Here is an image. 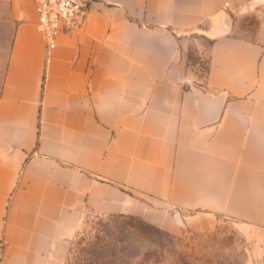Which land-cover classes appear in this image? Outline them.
Segmentation results:
<instances>
[{"label":"crops","instance_id":"crops-1","mask_svg":"<svg viewBox=\"0 0 264 264\" xmlns=\"http://www.w3.org/2000/svg\"><path fill=\"white\" fill-rule=\"evenodd\" d=\"M36 1L0 0V264H63L87 211L174 235L221 215L264 264V27L242 28L264 0H109L50 52Z\"/></svg>","mask_w":264,"mask_h":264},{"label":"rangeland","instance_id":"rangeland-1","mask_svg":"<svg viewBox=\"0 0 264 264\" xmlns=\"http://www.w3.org/2000/svg\"><path fill=\"white\" fill-rule=\"evenodd\" d=\"M256 16L243 22L242 28L261 30L264 16ZM196 38L188 67L190 76L200 81L206 75L211 40ZM215 219L207 228L187 226L174 235L137 219L87 211L67 246L63 264H76V249L93 250L92 259L106 264H254L263 246L256 229L221 215Z\"/></svg>","mask_w":264,"mask_h":264},{"label":"built area","instance_id":"built-area-1","mask_svg":"<svg viewBox=\"0 0 264 264\" xmlns=\"http://www.w3.org/2000/svg\"><path fill=\"white\" fill-rule=\"evenodd\" d=\"M109 0H37V29L42 35L47 51L57 48L61 35H70L82 29L87 16L97 4H108ZM224 10L231 13L228 3ZM190 80H186L189 84Z\"/></svg>","mask_w":264,"mask_h":264},{"label":"trees","instance_id":"trees-1","mask_svg":"<svg viewBox=\"0 0 264 264\" xmlns=\"http://www.w3.org/2000/svg\"><path fill=\"white\" fill-rule=\"evenodd\" d=\"M117 217L128 218V219H137V218L130 217V216H117ZM117 217H111V218H117ZM137 221L141 222L138 219H137ZM78 246H79V244H78ZM74 255H75L74 260H75L76 264H106L104 262L99 263L98 259H96V260L92 259L93 250L87 251V250H82V249H78V250L76 249ZM105 258H107V257H105Z\"/></svg>","mask_w":264,"mask_h":264},{"label":"water","instance_id":"water-1","mask_svg":"<svg viewBox=\"0 0 264 264\" xmlns=\"http://www.w3.org/2000/svg\"><path fill=\"white\" fill-rule=\"evenodd\" d=\"M226 16H227V18H230L229 14H227Z\"/></svg>","mask_w":264,"mask_h":264}]
</instances>
